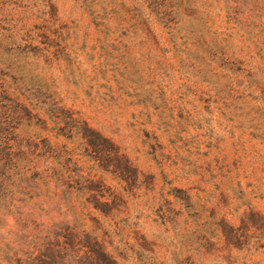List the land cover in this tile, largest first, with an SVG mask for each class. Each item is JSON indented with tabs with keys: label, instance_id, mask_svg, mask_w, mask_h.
Returning a JSON list of instances; mask_svg holds the SVG:
<instances>
[{
	"label": "rangeland",
	"instance_id": "rangeland-1",
	"mask_svg": "<svg viewBox=\"0 0 264 264\" xmlns=\"http://www.w3.org/2000/svg\"><path fill=\"white\" fill-rule=\"evenodd\" d=\"M182 1L0 0V264L68 202L119 264H264V47Z\"/></svg>",
	"mask_w": 264,
	"mask_h": 264
},
{
	"label": "trees",
	"instance_id": "trees-1",
	"mask_svg": "<svg viewBox=\"0 0 264 264\" xmlns=\"http://www.w3.org/2000/svg\"><path fill=\"white\" fill-rule=\"evenodd\" d=\"M150 10L162 20L168 31H174L183 16L188 15L185 2L180 0L170 6L167 0H146ZM220 4L226 18L242 34L254 40L259 48L264 47V0H212ZM90 203L94 208L104 204L99 198ZM10 202L0 201V207L7 208ZM72 203L62 208L61 218L50 222L48 236L38 245L32 260H15L10 264H119L105 249L102 242L75 216L67 218ZM58 207H61L58 206Z\"/></svg>",
	"mask_w": 264,
	"mask_h": 264
}]
</instances>
